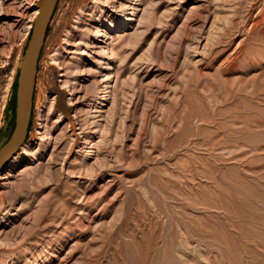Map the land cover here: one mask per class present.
Wrapping results in <instances>:
<instances>
[{"label": "rangeland", "instance_id": "rangeland-1", "mask_svg": "<svg viewBox=\"0 0 264 264\" xmlns=\"http://www.w3.org/2000/svg\"><path fill=\"white\" fill-rule=\"evenodd\" d=\"M39 3L0 0V137ZM58 5L0 264H264V0Z\"/></svg>", "mask_w": 264, "mask_h": 264}, {"label": "water", "instance_id": "water-1", "mask_svg": "<svg viewBox=\"0 0 264 264\" xmlns=\"http://www.w3.org/2000/svg\"><path fill=\"white\" fill-rule=\"evenodd\" d=\"M59 0H40L19 67L17 87L0 137V174L25 144L32 120L39 60Z\"/></svg>", "mask_w": 264, "mask_h": 264}, {"label": "trees", "instance_id": "trees-1", "mask_svg": "<svg viewBox=\"0 0 264 264\" xmlns=\"http://www.w3.org/2000/svg\"><path fill=\"white\" fill-rule=\"evenodd\" d=\"M57 6H59V5H57ZM50 29H51V25L49 26V29H48V34H49V32H50ZM25 48H26V46L24 47V50H25ZM24 50H23V53H24ZM18 74H19V71H18V73H17V77H16V80H15V87H17V78H18ZM16 91V90H15ZM14 97V96H13ZM14 102V100H11V101H9V105H8V107H7V109L10 107V104H12ZM33 114H34V109H33ZM33 116V115H32ZM31 122H32V120H31Z\"/></svg>", "mask_w": 264, "mask_h": 264}, {"label": "bare ground", "instance_id": "bare-ground-1", "mask_svg": "<svg viewBox=\"0 0 264 264\" xmlns=\"http://www.w3.org/2000/svg\"><path fill=\"white\" fill-rule=\"evenodd\" d=\"M262 9H263V8H262ZM38 11H39V9L35 10V12H34V13L36 14ZM56 60H57V59H56ZM48 179H49V178H48ZM208 246H209V245H208ZM217 249H218V248H217Z\"/></svg>", "mask_w": 264, "mask_h": 264}]
</instances>
